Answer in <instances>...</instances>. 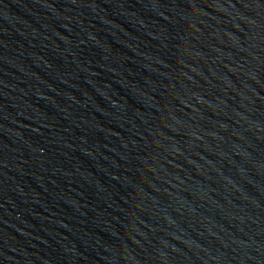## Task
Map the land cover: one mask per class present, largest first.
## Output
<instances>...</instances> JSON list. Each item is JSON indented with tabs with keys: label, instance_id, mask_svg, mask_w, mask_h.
Segmentation results:
<instances>
[{
	"label": "water",
	"instance_id": "95a60500",
	"mask_svg": "<svg viewBox=\"0 0 264 264\" xmlns=\"http://www.w3.org/2000/svg\"><path fill=\"white\" fill-rule=\"evenodd\" d=\"M162 264H264V0H235Z\"/></svg>",
	"mask_w": 264,
	"mask_h": 264
}]
</instances>
